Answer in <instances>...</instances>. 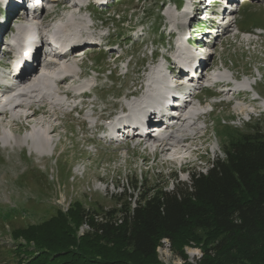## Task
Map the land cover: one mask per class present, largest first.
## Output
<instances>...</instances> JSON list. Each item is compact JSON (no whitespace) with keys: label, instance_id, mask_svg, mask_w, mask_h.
Masks as SVG:
<instances>
[{"label":"rangeland","instance_id":"rangeland-1","mask_svg":"<svg viewBox=\"0 0 264 264\" xmlns=\"http://www.w3.org/2000/svg\"><path fill=\"white\" fill-rule=\"evenodd\" d=\"M1 1L0 22L6 28L17 27L18 23L15 20H8L6 2ZM60 2L62 3L59 4ZM73 2L78 4V10L67 13L57 5L69 4L68 1L46 0V7L44 5L40 8V5H37L39 13L32 14V18L37 15L40 20L46 19L40 34L44 35V38L57 25L63 24L69 29L72 18L75 17L74 21L83 18L88 24H95L99 28L92 32L94 38L98 40L104 37L106 41L104 43L109 45L106 49L98 47V42L90 49L86 48L90 45H84L83 52L80 50L77 55L78 64L82 67L80 68L77 63L73 64L76 66L72 65L79 74L82 71L87 74L79 83L98 86L96 92L90 93L91 98L85 99L89 102L85 115L93 122L95 119L90 115L94 110L100 111L108 103H118L116 93L140 91L141 85L135 86L139 78L144 80L158 64L165 69L168 64L165 57L177 61L181 53L180 36H177V31H184L187 25H190L193 28H200L201 34L207 31L209 23L203 20L205 17L192 19L196 17L192 13L197 8V0ZM220 2L216 0L215 3L219 5L209 6L203 2L199 5V10L204 11L203 14L206 16L218 15L217 17L222 19L226 17V12ZM229 4L231 16L227 21L223 20L220 27L222 32L214 41L205 42L209 43V54L203 55L206 61L199 77L203 75L207 77L210 71H214L229 82L234 78L232 88L240 89L242 98H238L232 92L226 97L218 96V93L227 92L229 86L211 88V79L207 83H203L204 78L202 82L198 81L199 98L213 105V112L205 118L206 120L204 119L205 122L198 123L204 128L201 136L207 137L193 143L185 141L184 145L190 148V153L180 156V159L178 157L176 163L166 164L162 156H155L152 147H156L159 140L155 139V135L152 136V129L145 135L146 138L130 137L125 142H120L118 140L120 135H116L114 142L103 141L102 132L97 133L90 128L87 132L82 130L78 121L83 116L78 111L72 112L71 115L65 111H57L53 116L59 126V133L54 136L55 143L51 147L53 152V148L59 145L53 152V157L44 158L33 154L28 148H8L0 142V264L18 262L20 253L14 255L9 253V250L17 245L12 238L14 230L39 224L54 216L59 210L67 212L75 202H82L91 212L119 208L117 196L124 193L127 196L132 194L135 182L147 187H165L168 191L173 190L178 184H190L189 173L205 172L211 162L224 158L223 148L229 137L228 133L233 132L235 135L249 132L251 129L264 133V113L259 115L256 112L257 107L261 112L264 110V0H231L224 6L225 9L229 8ZM82 5L85 10L80 13ZM17 13L27 15L22 10L15 11L13 15ZM173 18H177L176 27L171 24ZM27 19L30 20V17ZM228 21L232 22L231 27L227 26ZM72 29H69L71 35L74 33ZM60 31V35L67 32H63L62 29ZM14 36L15 33L7 30L4 34L5 42L0 44L2 61L0 72L5 75H10L9 71L13 69L20 49L23 47L29 52L31 48L30 45L25 47L23 42L18 46H12V43L17 42ZM30 36L32 41L36 38L35 34H31V30L28 37ZM44 38L41 37V40L45 41ZM46 44H51V40ZM43 51L44 65H48L49 54L46 50ZM34 65L36 66V63ZM41 70L42 68L40 73H44ZM54 73L56 74L55 71ZM98 76L101 79L96 82L95 78ZM255 82L256 92L251 95L245 94L244 89L249 91ZM53 85L56 86L54 83ZM67 89H70L69 85ZM196 97L197 95H191L188 101L193 104ZM253 98H258L259 103L254 104ZM52 101L56 102L51 99ZM121 106L116 111H119ZM241 107H244V113L239 114ZM36 109L39 110L40 107L36 106ZM249 113H255L251 121L247 116ZM35 120L49 121L50 118L39 116ZM129 129L122 127L124 131ZM42 130L36 123H28L22 117L17 126L2 127L0 135L14 142L29 138L33 133L43 132ZM148 140L151 142L147 143ZM51 151L49 153L52 155ZM180 160L186 163L183 164ZM90 231L89 225L84 223L78 234L82 236V232ZM185 251L187 264H196L202 256L199 247L188 246ZM157 253L163 264H186L173 250H169L168 246L161 245Z\"/></svg>","mask_w":264,"mask_h":264},{"label":"trees","instance_id":"trees-1","mask_svg":"<svg viewBox=\"0 0 264 264\" xmlns=\"http://www.w3.org/2000/svg\"><path fill=\"white\" fill-rule=\"evenodd\" d=\"M224 158L190 184L138 185L117 196L118 207L87 210L75 202L39 224L14 230L17 264H163L168 239L187 264L185 248L199 247L196 264H264V133H228ZM91 228L79 236L84 224Z\"/></svg>","mask_w":264,"mask_h":264},{"label":"bare ground","instance_id":"bare-ground-1","mask_svg":"<svg viewBox=\"0 0 264 264\" xmlns=\"http://www.w3.org/2000/svg\"><path fill=\"white\" fill-rule=\"evenodd\" d=\"M4 1L7 5V12L9 17L8 20H15L18 23V26H15V28H6V26L0 22V44L2 42H5L4 34L8 30L15 33L14 38H16L17 40L16 43L20 44L21 42H23L25 47L30 45L32 49L30 48L28 52V50L25 48L24 53H26L18 56L16 67L10 70V75H14L17 79L16 85H14V82L6 81L3 78L0 79V129L4 126H17V122L22 117H24L26 122H34L37 124V126H40L43 129V132L33 133L29 136V138L16 140L14 142L0 135V142L3 143L6 147L28 148L33 154L40 155L44 158H48L50 156L53 157V152L56 151L59 146L58 145L53 148V152L51 151V147L55 143L54 136L58 135L59 133V126L53 119V116L57 114V111H65L68 112L69 115H71V113L74 111H78L79 114L83 116V118L78 121L82 126V130L84 132H87L90 128L96 130L97 133L102 132L103 141L108 142H114L115 140L114 134L110 133L113 130V127L118 128L119 126L123 125L125 127L135 128L137 126V120H139L143 116H147L146 119L149 121H159L165 128L163 135H167L165 137L160 136V140L157 142L158 145L156 146L155 156H162L166 164L176 163L178 157L180 159V156L190 153V148L187 145H184L185 141L188 143H193L194 141L199 139H206V135L201 136V132H203L204 128H201L198 125V123L206 117L198 111L197 103L191 104V102H189L188 100H184V102L181 104L180 111L184 112L186 116L185 118H175L176 123L172 128L171 124L173 123H169V119L171 118V115L175 116L179 112L178 110H175L174 112L170 113V116L166 112L168 106L172 105V100L177 96L178 88L176 87L173 89H169L167 93L166 83L167 81L171 80L166 75V72L173 73L175 80H178L179 76H181L182 74L187 73L189 77L198 79L199 81L203 80L204 78L203 83H207L210 81L211 77H205L204 75L201 78L199 77L206 59L203 61L201 66L199 65L192 67V65L189 64V60H191V63L192 61H194L195 57L194 59L188 57V59L183 58L184 50H181L180 48L181 53L178 56L177 61L175 59L168 60V58L165 57L168 63V66L165 69L161 67L160 64H158L155 66L156 68L154 67V69H152L149 75L145 76L144 80L142 78H139L136 81V87H139L141 85L140 91L129 90L127 93L118 92L115 95L116 98H119L118 103H108L102 110H94L90 115V117L95 119V121L93 122L88 120V115H85L87 106L89 104V102H87L85 99L91 98L90 93L95 91L98 86L79 83L80 80L86 77L87 74L83 73V71L79 74L77 70L72 67V65L77 63L80 68L82 67L78 64L77 55H79V52L82 51L84 45H90L89 47H86L87 49L92 48V46L95 47L94 45L97 43V40L94 38L92 32L94 30H98L99 28L95 24H88L83 18L77 19L75 21L73 20L75 19V17L72 18V23L69 25V29L73 28L72 30L74 32L72 34L73 36L71 35L72 38L65 37L61 39L62 41H69L73 39L71 49L58 50L56 52V55L53 59L59 57L58 64L49 63L48 65H44L45 61H43L42 59L44 54L43 51H41L40 46L46 44L48 40H51V43H53L54 45H60L62 49H65L63 48V44L54 42L56 41V38L53 39V36H51L50 34L45 35V41L41 40V37L42 39L44 38V35L40 36V34L45 26L44 21L46 19L40 20L41 18L38 19V16L35 15L32 19L29 20L27 19L28 17H25L27 15H22V13L13 15V13L17 10H22L27 14L26 8H24L23 3H31V0ZM66 1H68L69 4H62L57 6L63 8V10L67 13H74L75 10H78V4L76 2H73L74 0ZM211 1H213L214 3L216 2L214 0ZM36 3L37 0L35 3H33L34 6H31L32 14L39 13V10L36 8ZM61 3L62 2H60L59 4ZM84 10V6L79 9L80 13L84 12ZM196 13L197 10H195L194 14L192 15H195ZM217 16L218 15H215V17ZM195 18L196 17H192V19ZM219 18L220 17H217L216 19ZM175 20H177V18H173L171 22L174 27L178 25ZM228 24L229 27L232 26V22H229ZM29 30H31V34H35L37 36L33 39V41L32 36L28 37ZM60 30L61 29H58L57 31L59 35L61 33ZM204 49L205 48H202V50ZM177 53L178 50L176 51V54ZM204 54L205 53H203V55ZM203 55L198 54L197 59H202L204 57ZM174 62H176V64ZM35 63L36 66L34 65ZM41 68L44 73H40ZM115 70L118 71V68H116ZM54 71L57 75L60 76L59 80H55V78H53L56 75ZM0 74H2V72ZM217 76L221 77L220 75ZM100 79L101 77L98 76L95 78V81L99 82ZM141 79L143 80L142 84ZM176 82H179V87H183L184 84L182 83V80H178ZM53 83L56 86H54ZM67 85L70 86L69 90L67 89ZM223 85H226V87L230 86L229 80L223 79ZM76 92L77 95L71 97V93L75 94ZM230 93L231 91H224L218 93V96L222 95L226 97L230 95ZM244 93L247 95H251L250 89L249 91L247 89H244ZM234 95H236L238 98H242L240 91H236ZM62 97H65V99H62ZM5 99H7L6 104L4 107H2L1 103ZM51 99L56 102H51ZM195 101H198L203 105V101L199 98L198 95ZM36 106H39L40 109L37 110ZM120 106L121 109L119 111H116V109H118ZM1 109H3V111ZM160 109L165 113L159 114ZM242 113H244V107H241L239 109V114ZM154 114L156 116L153 117ZM39 116L50 118V120H35ZM139 134L142 133L140 131H126L127 139H129L130 137H132L133 139L138 138L140 137ZM141 138H145L144 135ZM123 139L124 136L119 138V140ZM148 142H151V140H148L147 143ZM204 142L206 143L207 140H205ZM147 150H149V148H147ZM50 151L52 152V155L49 153ZM189 163L191 162L189 161Z\"/></svg>","mask_w":264,"mask_h":264},{"label":"built area","instance_id":"built-area-1","mask_svg":"<svg viewBox=\"0 0 264 264\" xmlns=\"http://www.w3.org/2000/svg\"><path fill=\"white\" fill-rule=\"evenodd\" d=\"M84 234V232H82V235ZM162 244L161 245H163V246H168V249L169 250H172L171 249V244H170V242H169V240L168 239H164V240H162V242H161ZM161 247V246H160ZM159 247V248H160ZM159 248H158V250H159Z\"/></svg>","mask_w":264,"mask_h":264}]
</instances>
